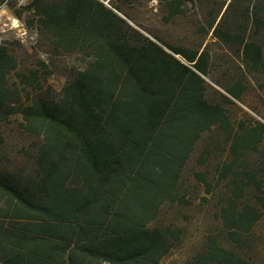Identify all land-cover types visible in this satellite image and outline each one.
I'll return each instance as SVG.
<instances>
[{
	"label": "trees",
	"instance_id": "1",
	"mask_svg": "<svg viewBox=\"0 0 264 264\" xmlns=\"http://www.w3.org/2000/svg\"><path fill=\"white\" fill-rule=\"evenodd\" d=\"M105 1L32 0L27 6L55 51L84 56L57 100L25 103L9 77L15 73L22 84L39 86L37 70L21 72L0 45V124L20 115L23 130L41 140L31 177L0 169V264H161L182 242L183 230L154 223L166 204L186 203L183 172L203 135L215 128L225 134L232 157L217 179L219 185L229 178L232 186L220 212L230 240L242 247L262 218L259 207L238 202L243 178L233 168L258 151L264 126L235 133L224 107L208 100V50L170 46L172 54L128 25L116 4L122 0H110L112 8ZM164 1L172 14L185 4ZM226 4L221 19L209 25L218 22L214 37L250 74L264 78V0H229L221 11ZM243 89L239 81L226 92L240 100ZM207 157L204 151L201 163ZM262 174L243 175L264 196V168ZM195 176L210 187L205 173ZM257 200L264 210V197ZM186 264L250 263L209 236Z\"/></svg>",
	"mask_w": 264,
	"mask_h": 264
},
{
	"label": "rangeland",
	"instance_id": "2",
	"mask_svg": "<svg viewBox=\"0 0 264 264\" xmlns=\"http://www.w3.org/2000/svg\"><path fill=\"white\" fill-rule=\"evenodd\" d=\"M31 1L0 0V45H6L16 57L21 72L28 74L30 70H37L40 85L26 86L15 73L9 77V83L21 90L25 103L39 98L57 100L68 78L84 64V56L63 50L55 51L48 33L41 30L39 21L27 9ZM181 1L185 4L179 14H172L164 0H122L116 4L123 9L124 13L119 14L129 26L170 53L173 54L170 46L187 52L209 51L206 96L211 103L224 107L235 133L242 128L264 126V78L256 73L250 74L228 45L214 37L218 22L213 29L209 27L216 16L219 15L218 21L221 19L227 4L222 11L221 8L229 0ZM104 3L112 8L110 0ZM239 30L244 32L242 28ZM252 33L248 27L247 34ZM130 35L135 40L139 36L134 32ZM176 57L193 68V64L184 57ZM243 74L247 77L244 78ZM239 81L244 91L242 98L236 100L230 97L226 89ZM223 95L230 98L232 103L224 101ZM21 124L20 115H14L0 124V169L10 176L26 179L35 171L36 150L41 140L26 133ZM204 151H207L208 157L205 163H201L200 156ZM231 160L227 139L221 130L215 128L203 135L180 182V195L186 203L166 204L154 223L155 226H173L183 230L182 242L161 264H186L202 250L209 236L224 247L236 251L250 264H264V210L257 200V196H264L245 177L246 173L258 179L263 176L264 137L258 151L248 153L233 168L234 173L241 174L240 178H243L240 185L244 196L238 202L256 205L263 214L253 230L244 235L242 247L230 240L220 218L221 209L227 205L233 193L229 178L217 184L218 172L223 164ZM197 173L206 174L209 188L198 181L195 176Z\"/></svg>",
	"mask_w": 264,
	"mask_h": 264
}]
</instances>
